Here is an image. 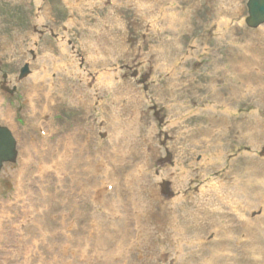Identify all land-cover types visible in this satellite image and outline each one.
Here are the masks:
<instances>
[{"label":"rangeland","instance_id":"1","mask_svg":"<svg viewBox=\"0 0 264 264\" xmlns=\"http://www.w3.org/2000/svg\"><path fill=\"white\" fill-rule=\"evenodd\" d=\"M3 1V2H1ZM16 4V5H22L27 7L30 10L29 15V21L27 24V31L22 32L21 29H15L11 23L7 21L6 16L3 14V10L6 8L5 3L6 2ZM86 1V0H83ZM188 1V0H186ZM229 4V1L221 0ZM220 0H190V4H187V2L182 3V8L180 10L178 6V10L181 11H188L190 10V17L193 19L190 20H198L197 22H189L190 27L187 28L186 37L184 40L180 42V45L182 46L180 56L175 58L173 61H163V60H156L151 52L153 50H158V45L155 44V42H152L151 40V33L148 23L144 22L141 23L142 20L135 21L136 28L131 30V38L129 39L131 42V49L133 51L134 47L141 46L142 52L136 53L139 54L137 57L141 58L143 62L147 65L150 64L153 68V89H152V95L150 97H146L143 103H142V111L140 113V117L147 118V121L144 120L145 124L148 126L149 130H154V141L155 144L151 147V149H154L156 152V157L151 160L150 162V169L149 173L151 172V179L154 183V194L149 198V202H151L153 209L157 213H164L166 209H169L168 206L170 203L174 200H184L188 202L189 209L195 214L200 216V228L202 229V232H207L209 229V234L204 236H201V240L199 242H195L196 239L190 242H182L183 240H180L182 243H177L175 241V236L168 237L167 234L170 232L165 231L163 228L162 223L153 224L155 220H152L151 217L154 214V211L149 213L147 216V219L149 222L146 225V227L153 226L155 227V230L152 234L146 235L142 233L141 228L138 230L144 237L139 239V242L137 241V244L134 246H128L127 241L125 242H119L121 240V237L123 233H127L126 237L130 235L131 231L136 232V225L134 223L127 222V219L125 222L120 223L121 227H117L118 234L114 242L111 241V239H106L107 234L106 232L102 230H98V227L92 228L93 236L88 235L86 233H83V230L81 229L80 225H83L84 220L87 218L86 216H90L92 220L94 218L98 217L99 220L103 219L105 222H101L100 228L103 227L106 223V227L110 233H112L113 228L117 225L120 221H112L111 217V210L117 209L120 213L126 214L127 211V217L131 220L132 216V204L131 199L135 193V189L131 188L128 190L126 188V185H124L123 177H115V180L113 179H107L106 175L104 177L105 172L102 169V166L104 163H106L104 166H109V170L112 171L115 169V164L110 163L106 160L101 159L99 157L98 160H95L94 163V170L91 175H89L90 183L85 184L88 187L89 195L85 197H80L77 195L73 189L78 190L83 187V181L81 179H77L74 188L70 185L71 178L75 177H69L66 181L62 180V185H59L56 178H53L56 176V174L52 177V174L46 173L44 180H34L32 184L28 183L32 186L29 188L32 197L34 198V201H37V197L39 195L44 196H52L53 201L51 203H43L40 202V204L37 207H34L31 210H28L27 213H24L23 208L19 206H12L15 205V203L18 201L16 188H15V182L17 178H21L22 181H27L29 177L25 174L23 176L22 174H18L20 166L18 163L15 165H10L9 163L4 165L3 168L0 171V211L4 210L5 212H9L14 216L13 223H9L4 225L2 228V233H11L14 231L12 224L18 225L19 222L23 223L24 219L30 217V222L28 226H26V229L23 230V233L27 235L26 240L28 242H31V240L36 239L35 241H40V235L36 233L35 230H33L35 223H40L42 220H46L44 222L46 224L45 228H42V231L46 233V241L45 245H43V248L40 250L39 257H42L43 259H34L31 264H52L53 261L57 260L58 256H62L61 253L62 249V240H64V237L61 239L63 235H69V233L73 230V226H71L70 221L77 218L78 216L73 215L72 206L76 204H83V206H80L78 210H74L77 213H80L82 216V219H80V225L77 223L73 224L74 229L73 231H78L79 235L78 238L85 240V245L83 246L88 247L90 249H94L92 252H90V258L87 260L81 259L83 255L86 254V252H83L82 255L79 254V249L81 247V244L83 242L77 239H70L68 242L66 239L64 242L68 244V248L65 251V253L69 254L70 257V249L74 246L79 247V249L76 251V258H67L65 256V262L71 263V264H264V255L263 250L264 248L261 247V242L264 243V239L260 236V239H254L257 241V245L254 243H247L248 239L244 235H239V237L234 238L231 237L233 235L232 229L236 225V217L238 214H235L230 210V207H227L225 211H218L216 215L210 217V214L208 211L211 207L204 206V204L201 202L202 199V192L206 191L208 189V185L210 183H203L201 184V177L195 180V177L197 175V165L202 164V159L199 158L198 161H196V158L193 160V166L185 165L187 167V170L189 173V178H186L183 188L179 189L176 188L172 183L174 182L176 176L168 179L166 177V172L170 170L173 172L176 156L179 157V154L176 155L177 151V144L176 139L180 134L188 133L190 131V124L185 125L183 123H177L171 125V122H176L175 118L173 117V114L170 112V107L173 105L174 99L178 98L180 99V102L183 103L185 106L190 108V110H193L195 107L194 103V97L198 96L199 98L204 97L205 92L201 89L202 83L204 82V79L207 76H211L213 74V66L216 65H207L204 64L203 66H195L199 64L200 62L206 63L210 61L212 58H218V53L214 52L212 55H205L206 53L210 52L212 49H216V37H210L209 33L213 31V26L209 24L210 19L216 20L217 15L220 10V6L222 5ZM237 2L240 5V11L239 13L241 15L246 14L245 10V0H237ZM38 7H42L41 10H38ZM122 9L121 17L127 18L130 17L129 14H132L133 12H136V15L140 16L141 14L140 10H138V6H134V4L126 3L123 4L121 7H116L113 9H108L106 4H103V2L98 3L96 6H94L95 10H100L99 13L104 10L107 12V14L112 15L113 11H118V9ZM81 9L88 11L91 10L92 7L88 4V2H85V5L81 7ZM24 10V9H23ZM75 10H79V8L75 5H68L66 4V1L63 0H45L42 2V0H0V52H2L4 58V64H3V70L8 73L10 76H15L19 65L22 63L23 58L26 55H28V47L30 45V38L33 35V28H35L36 32L39 33L43 31L42 27L45 25L47 26L49 24V29L43 36H42V42H41V51L43 49L49 48V50H54L59 46L62 42L64 43V46L70 47L73 51V55L78 60V66L79 68L83 69L84 71H89V68H86L85 65L81 63V55L79 50L76 46V36L69 33L68 31V25L67 21H69L72 18V13ZM138 10V11H137ZM61 11H64L62 13ZM29 14V13H28ZM49 14L57 19H59L58 26L51 23L49 20L52 19ZM65 15V16H64ZM238 15V14H237ZM71 16V18L69 17ZM119 16V15H118ZM68 18H70L68 20ZM137 19V16L136 18ZM42 22L41 25H38L37 23ZM202 22L203 24H208L207 27H197V24L199 22ZM66 25H62V23ZM70 23V22H69ZM53 24V25H52ZM195 26V27H193ZM236 26V25H235ZM194 28L195 31L192 29ZM200 28V29H199ZM131 28H129L130 30ZM203 34L201 36H197L199 33V30H203ZM246 31V28L241 24V26L236 27V33L237 35L241 36L243 32ZM248 32V31H246ZM261 29L256 30L254 32H251L257 37L258 35L262 38H264V34L260 35ZM264 32V31H263ZM141 35L145 36L143 39L141 38ZM52 36H56L55 38ZM192 36V38L190 37ZM246 42H248L249 38L247 34H244L243 37ZM169 40V38H168ZM195 42V43H194ZM258 42V41H257ZM47 44V45H45ZM208 50V52H207ZM70 51V52H72ZM196 51H198V54H196ZM37 53L41 54L40 51H37ZM185 55L191 56V59L187 62L183 61V57ZM41 56V55H40ZM22 58V59H21ZM133 59V56H132ZM124 60H127L125 63L120 62V67L122 65H131L134 60H129V58H124ZM222 65L224 68L227 69L225 64L222 62ZM35 70H37L34 67ZM103 71V70H100ZM112 74L114 73L113 70L109 71ZM132 72V71H131ZM96 73H100L98 70ZM117 73L113 74V77ZM130 74V72H128ZM1 76V75H0ZM173 80L175 81L173 83ZM0 77V82H1ZM122 80H120L121 82ZM80 82V81H79ZM217 80H214L213 84H217ZM226 83V82H225ZM224 83V84H225ZM91 88V87H89ZM196 89H199V92L196 94ZM163 92L162 96L159 98V100L154 101L153 103H157L158 107L162 108V115L164 117V124L158 128L157 123L152 117V113L147 112V104L146 102H149L151 100H154L155 94L158 93V91ZM137 94L141 93V89H136ZM170 94V96H168ZM5 94L0 91V99L3 100L2 103L5 106V103L9 106L12 113L15 114V112H20L22 108L21 107V101H16V104L14 106H11L9 102H7L5 98ZM5 101V102H4ZM207 104L210 107H213V104L206 101ZM98 105H96L95 110V128L96 131L94 132L95 136V150L97 149V146L100 144H106L110 141L109 133L105 129V126L102 122H100V116L98 114ZM130 110V109H129ZM15 111V112H14ZM2 112V110H0ZM66 115L67 112H63ZM69 113H72L71 111ZM258 113L264 117V108ZM183 115H189L187 112H183ZM68 116V115H67ZM18 116L15 118L16 122V130L13 131L14 136L19 140V146L18 151L21 156V145L20 143L23 142V137H26V135H29V132L25 131V134L23 133V118L19 119ZM18 120V122H17ZM154 120V121H153ZM5 125H8L6 122L3 121ZM22 126V129L18 126V124ZM178 126V131H175L174 129H171L173 126ZM181 126V128H180ZM140 129H142V126L139 124V128L137 132L139 133ZM165 130L164 132L168 135L169 139L165 140L163 136L158 137V132L160 130ZM19 131V132H18ZM133 131L135 132L136 129L134 128ZM163 132V133H164ZM23 133V135H22ZM138 141V139L134 140ZM25 142H27L25 140ZM235 142V141H234ZM233 142V144H234ZM163 143V144H162ZM181 143L184 145V141L182 140ZM84 148L83 146L79 147V150ZM142 146H140L141 149ZM233 148V147H232ZM27 153L29 152L28 148ZM85 149V148H84ZM136 152V148H133ZM245 146H242L237 149H233L232 152L228 153L225 156V163H228L232 161L236 156L241 155L242 151H244ZM77 150V151H79ZM168 150V152L171 154V160L166 162L164 159L165 153ZM76 151V153H77ZM83 152V155L85 158L83 159L82 156L78 154H74L73 156H76L78 160L82 161V165H86L89 159L93 156L87 155L86 150H80ZM30 153V152H29ZM192 153H188L185 160L189 159ZM200 155V153L198 154ZM93 159V158H92ZM91 159V160H92ZM98 161V165H97ZM76 170H80V167H76ZM25 171V170H24ZM159 173H162L163 179H167V181H160L157 178V175ZM220 177L222 176V173L220 170H216L214 173L211 174V177ZM78 177V176H77ZM187 177V176H186ZM190 177L192 178L189 182ZM61 178V177H60ZM88 179H85V182H89ZM106 180V181H105ZM101 183L109 182L111 184H114L115 187H117V190L114 189L111 191V193L115 194V197L117 199L116 205L111 204V198L105 197L104 200L106 202V205L104 204V201L101 200L100 202H95V191L100 188L99 185ZM92 182V183H91ZM143 185L149 184V182L144 179ZM189 182V183H188ZM167 183L169 186L167 187ZM223 183V182H222ZM99 185V186H98ZM163 187L169 188L170 192H173L170 196L163 194ZM85 189V188H84ZM25 194V192H23ZM46 196V197H47ZM146 198V196L143 195V200ZM68 200V207H62L58 208V204L62 200ZM66 201L63 203V206H65ZM208 204L215 205L216 202L211 201L210 199H207ZM226 202V201H224ZM228 203V202H226ZM10 205L11 208L2 209L6 205ZM52 204V205H50ZM112 205V206H111ZM230 205V204H228ZM208 210V211H207ZM40 213V214H39ZM96 215H94V214ZM94 216H91V215ZM245 215V214H243ZM246 215L251 216L252 218H257L260 215L252 216L251 212L247 213ZM75 216V218L73 217ZM70 217L66 224L67 228H64V219ZM61 218V219H60ZM244 218V217H243ZM221 219L220 226L224 227L222 228V233H218L215 236L212 234L214 233V230H217L215 226L209 225V223H214V221H217V224L219 225V221ZM238 220V216H237ZM99 222V221H98ZM238 222V221H237ZM202 225V226H201ZM123 226V227H122ZM89 227L91 229L92 223L90 221ZM151 228V227H150ZM116 229L114 231H116ZM130 229V232L128 231ZM149 229V228H147ZM33 230V231H32ZM70 230V231H69ZM34 233V235L32 234ZM60 232V234H59ZM25 238V236H24ZM97 238L101 241L107 240L110 242H113L110 244L108 248H99V244L97 241ZM113 239V235L111 236ZM147 238L149 240L146 242ZM167 239L166 243H161L164 239ZM12 239H17V237H13ZM235 240L236 246H233L232 248L230 246H227V248H224L222 245L225 242H230L229 240ZM232 241V240H231ZM108 242V243H110ZM149 243V248L151 249L149 252H145L144 250V244ZM29 244V243H28ZM42 246L41 243L37 246ZM257 247L258 251L260 252L258 257L255 259H252L251 252L253 248ZM7 249V248H6ZM47 249L49 252H46ZM200 249V250H199ZM105 256V258H99L97 259V255L95 256V253L98 252ZM55 252V255H52V253ZM80 257V258H78ZM76 259V260H74ZM40 261V262H39Z\"/></svg>","mask_w":264,"mask_h":264},{"label":"bare ground","instance_id":"2","mask_svg":"<svg viewBox=\"0 0 264 264\" xmlns=\"http://www.w3.org/2000/svg\"><path fill=\"white\" fill-rule=\"evenodd\" d=\"M139 1V0H135ZM154 2H158V0H153ZM150 12L146 11L145 15H148ZM87 20L86 17L79 16L77 17L76 21L78 22V25H85L84 22ZM110 21L113 22L112 18H105L104 20H98L95 24V27L98 29H101L103 26V21ZM188 23V17L187 12L182 13H176L174 15H166L163 17L162 24L167 27V31L170 32L172 35L177 34L180 30H182L185 25ZM225 27L224 24H219V27ZM111 33V32H110ZM92 32H89V36L85 37L86 43H87V50L92 51L95 50L96 45L92 48L89 46L91 40L93 39ZM126 35V31L124 33ZM160 41L159 46L163 48V50H167L168 47L166 46V43L161 40V37L157 38ZM263 38L258 37V43L261 42L262 47L255 49L253 51L252 48L247 47L243 48L242 50H236V48H231L234 50V54L232 52H226L224 55V61H222L225 66L227 67L226 73L224 72L221 76L222 81L225 83L226 78L229 77L230 81L226 84H223L222 88L220 89L218 95H219V107L220 112H218L217 117H214L211 122L209 123V127H203V122H200L197 129L192 132V139L193 142L190 145V147L193 150H202L205 152V156L207 158V163L204 166V172H207L209 170H213L215 168H220L223 166V158L225 156L226 151L228 150V147L225 146L224 139L227 137V134L223 132H217L214 133L211 131L212 128H218V131H222L225 129H229V132L234 131L235 134L239 135V141L241 142V139L243 137H247V139L254 140L255 144H258L261 139L264 137V119L258 118V117H244L241 115H235L234 111L238 108L239 105L246 103L250 101L248 97H253L257 101V105L260 106L261 102H264V88L262 87V83L264 82V74L262 72L260 73H246L243 71L238 70V68L242 64H250V65H256L261 70L264 71V41H261ZM98 42L100 44H104L106 42V39L104 36H100L98 38ZM63 49V48H62ZM65 50V49H63ZM62 52H65L63 51ZM251 50L252 52H250ZM164 51V52H165ZM101 52L104 54L103 50ZM72 56H74L71 52H69ZM69 53H63L59 58L60 61L67 64L69 60V67L68 70H71L72 73L75 76L79 75V79L83 81L84 84H92V79L95 80H101L102 84H100L103 88V92H111L109 89V86L113 85L114 83L107 82L104 83V81L108 80L110 77L109 73L102 74L99 76V74L89 73L88 71L79 70L77 64L74 66V63L77 62L73 57L69 55ZM254 53L256 55L254 56ZM75 57V56H74ZM103 62H99L97 64H92L93 67H100L104 65H100L105 63V65L108 63L107 58H102ZM53 60H51L52 63ZM84 61H88V64L90 63V59L88 55H85ZM43 61L40 62L42 64ZM75 67V69H74ZM249 67V66H248ZM228 72H230V75H228ZM46 72H44L45 74ZM60 76V74H59ZM86 76L88 78H86ZM47 77L43 79L41 78V75L34 74L33 77L28 80V92L26 93V98L28 100L29 111L30 116L28 118V122H35L38 118L40 120L41 115L44 111H50L52 108L50 106L53 105V99H59L64 103L68 104H76L79 107H84L85 109L88 108L90 98L89 93L86 91H82L80 88H77L72 79L69 77V75H65V72L61 74L59 79V87L57 91V95L53 97L52 95H47L46 97H42L44 99V105L41 106L40 101L37 99L34 93H37L36 90H41V88L44 87V84L46 83ZM45 81V82H44ZM248 89L247 92H244L243 89ZM119 89L116 86L113 89V92H118ZM33 93V94H32ZM41 94V93H40ZM112 98H115L112 94ZM241 98V99H239ZM114 101L121 102L119 99H114ZM139 104L136 100L131 99L128 103V105L125 107L124 112L130 113L131 118L129 120L122 121L120 125L113 124L109 120V109L106 107V119L107 122H109L111 128L115 129L113 134H115L117 131H120V141L128 147L129 151H132V153L128 152L124 157L129 158L128 166L132 165L134 156L137 159L141 158V152H140V146H143L148 141V136H146L143 133V126L141 124V121L136 118V109L138 108ZM130 109V110H129ZM177 111H181V106H178L176 108ZM114 112V109L110 108V113L112 114ZM180 113V112H177ZM212 113V112H210ZM0 117L5 118L8 125L11 127V129L15 130V124L14 119L12 116L11 111L7 110L3 114V111L0 112ZM139 124L142 126V129H140L139 133L137 132L139 128ZM35 125V129H36ZM27 132L31 133L30 131L33 130V127L27 126ZM77 128V127H76ZM120 128H123L120 129ZM136 129L134 132L133 129ZM37 132L33 135H30V144L24 145L23 144V155L26 156L27 159H29L33 164H40V163H49L51 161L57 162L58 160H63V156L66 155L67 158L73 157V159L78 160L76 156H73V154H64L62 151H59L60 149L64 148L66 150H70L72 147H77V149L72 148L73 150H79L80 146H83L85 149H89L91 146V134L90 131L87 130L84 132V130H79L77 133L71 132L70 134H61L58 131L52 132L47 138H45L44 142H39L37 139ZM79 135V136H78ZM200 138H203V141H199ZM51 139V140H50ZM138 139L139 142L134 141ZM245 140V139H244ZM116 140L112 141V144ZM38 143H42L43 145H39ZM51 143V145H48ZM26 146V147H25ZM30 148L27 149L24 148ZM44 148V149H43ZM114 148L116 149V154L118 156H121L124 152V149L121 148L119 145H115ZM136 148V152L134 153V149ZM43 149V150H42ZM131 158V159H130ZM241 158V157H240ZM238 158L237 160L233 161L231 164H229L227 171L225 172V177L230 179L228 184H220L218 187L215 184H211L210 187H208L207 191V197L211 201H214L215 198H217V193L224 192L223 195L224 200H215L220 205L225 204L224 201L230 202L232 207H235L238 211L237 213L241 212H249L252 210H256L257 208H262L264 210V160L261 162L255 161L254 159L249 158L247 161L251 163L252 165H248L245 167L242 171L237 172L236 170V164L240 160ZM54 170L55 167L53 166ZM133 176L132 182H137V179ZM146 177L140 176L139 179L141 181H144ZM259 180V182H258ZM181 183L182 181L179 180ZM77 181L75 180L73 182V185H75ZM145 188L149 186V184L143 185ZM221 194V193H220ZM143 201V195L141 196V200ZM145 200V199H144ZM63 206V203H60V207ZM170 214L168 216L164 215L163 213H158L157 216H152L151 219L155 220L153 224L162 223L163 228L165 231L170 232L168 237H170L171 233H174L178 235L181 233L183 236L189 237L193 235V233L200 234L202 232V229L198 226L197 220L195 219L194 215H192L188 208V202H183L180 200H174L170 203ZM227 205H225L226 207ZM146 212L142 211L139 213L138 218L135 220L140 223L146 216ZM127 218V217H126ZM125 222L126 219L124 218L121 223ZM257 221V222H256ZM46 220H42V222L37 223L34 227L37 229L45 228L46 224L44 223ZM256 222V223H255ZM252 223H255V227L253 228V224L251 225H241L239 229L241 231H247L248 234L251 236L252 239H260V236L262 239H264V215L262 218L255 219L252 221ZM121 227V226H120ZM123 227V226H122ZM236 227V226H235ZM151 228H155L154 225L151 226ZM253 228V229H252ZM33 231V230H32ZM200 232V233H199ZM178 233V234H177ZM203 233V232H202ZM118 234V230L114 231L112 233L113 239L111 241H115ZM180 236V237H183ZM68 242L70 239H66ZM82 242V239H80ZM110 242V241H108ZM113 242H110L108 244H111ZM167 239L165 238L161 243H166ZM236 241L232 240L230 242H225L227 245H229L231 248L233 246H236ZM261 247L264 248V243H260ZM14 247L17 249L14 251L10 256L9 260H17L21 255H23L25 251L24 244H21V242L18 240L14 243ZM200 250V249H199ZM71 252L75 255L76 258V251ZM254 253V251H252ZM264 255V250L262 251ZM28 256L29 264L33 260L34 253H26ZM41 258V257H40ZM84 259V256L81 257Z\"/></svg>","mask_w":264,"mask_h":264},{"label":"water","instance_id":"3","mask_svg":"<svg viewBox=\"0 0 264 264\" xmlns=\"http://www.w3.org/2000/svg\"><path fill=\"white\" fill-rule=\"evenodd\" d=\"M250 14H251V21L257 20L262 21L263 20V12H264V3L262 1H259L256 3L255 0H252L249 5ZM7 142V144H5ZM11 158V150H10V143L9 138L7 135L2 133L0 131V164L3 161H7Z\"/></svg>","mask_w":264,"mask_h":264}]
</instances>
